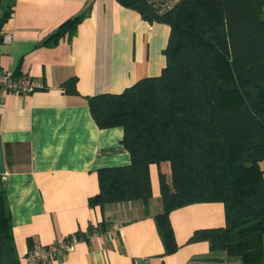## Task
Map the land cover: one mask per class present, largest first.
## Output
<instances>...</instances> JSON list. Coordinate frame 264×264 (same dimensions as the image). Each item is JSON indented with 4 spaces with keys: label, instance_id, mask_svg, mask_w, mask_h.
<instances>
[{
    "label": "crops",
    "instance_id": "0c3cea01",
    "mask_svg": "<svg viewBox=\"0 0 264 264\" xmlns=\"http://www.w3.org/2000/svg\"><path fill=\"white\" fill-rule=\"evenodd\" d=\"M79 15L85 17L72 36L49 41ZM170 36V25L119 0H0V71L44 86L30 94L0 88V190L11 227V239L0 232V264H30L31 248L76 234L84 238L75 250L50 264L237 263L213 253L208 240H192L197 232L226 227L222 202L194 200L173 210L177 249L168 253L156 220L164 212L161 171L175 192L168 161L149 165L147 203L90 205L100 194V171L131 167L133 157L125 129L101 128L89 99L160 77ZM186 141L180 142L184 152ZM260 167L264 172V160ZM100 223H109L107 231L87 240L90 226Z\"/></svg>",
    "mask_w": 264,
    "mask_h": 264
},
{
    "label": "trees",
    "instance_id": "16d2710c",
    "mask_svg": "<svg viewBox=\"0 0 264 264\" xmlns=\"http://www.w3.org/2000/svg\"><path fill=\"white\" fill-rule=\"evenodd\" d=\"M119 1L170 25L167 66L160 77L142 80L121 95L89 99L101 128L125 129L124 145L133 157L131 167L100 171V194L90 205L147 203L148 167L168 161L175 192L161 171L164 212L156 217L168 253L177 249L169 218L173 210L194 200L222 202L226 227L197 232L192 240H208L213 253L222 252L236 264H264V0ZM84 17L66 21L49 41L72 36ZM186 42L197 46L195 53L209 49L205 63L199 62L201 55L182 63ZM181 64L196 68L184 70L189 83L176 85ZM144 98L149 105L142 108ZM179 132L190 136L186 152L169 148L180 144L170 136ZM4 195L1 189L0 232L11 239ZM108 224L90 226L86 239L106 232ZM68 238L77 242L84 235Z\"/></svg>",
    "mask_w": 264,
    "mask_h": 264
},
{
    "label": "built area",
    "instance_id": "2783aa9c",
    "mask_svg": "<svg viewBox=\"0 0 264 264\" xmlns=\"http://www.w3.org/2000/svg\"><path fill=\"white\" fill-rule=\"evenodd\" d=\"M168 7L170 8V5ZM43 87V84L32 78L25 76L16 78L7 71H0V88L7 91L30 94ZM97 235L95 233L93 237ZM76 243L75 240L65 238L61 243L53 246H36L29 251L27 260L30 264H50L61 261L62 258L75 250Z\"/></svg>",
    "mask_w": 264,
    "mask_h": 264
},
{
    "label": "rangeland",
    "instance_id": "374dc122",
    "mask_svg": "<svg viewBox=\"0 0 264 264\" xmlns=\"http://www.w3.org/2000/svg\"><path fill=\"white\" fill-rule=\"evenodd\" d=\"M183 48V49H182ZM182 48H181V53H180V57L182 58V59H187L186 61H184V62H182V63H186L187 61H189V59L188 58H192V56L193 57H195V56H197V55H201V58L202 59H200V61L199 62H202V63H205L206 62V60H207V58H209V52L207 51V50H209L208 48H204V50H199V51H197L196 53H195V51H192V50H194L195 48H197V46L196 45H192V44H190V43H185L183 46H182ZM201 49V48H200ZM195 53V54H194ZM194 54V55H193ZM181 67H179V68H181L180 69V71L178 72H176L175 73V76H174V79H175V82H174V84H176L177 85V83H183V84H187V83H189V81H190V77H186L185 76V74H184V70H189V68H196L194 65H191V64H189V65H187L186 67H189V68H186V69H183V65L181 64L180 65ZM197 67H198V65H197ZM201 72H202V70H201ZM141 107L142 108H144V107H147L149 104L148 103H146V100H145V98L144 99H142V101H141ZM181 132H179V133H176V135H174V134H171L170 136H171V141L173 142L174 140H177L179 143L181 142V139H183V138H180L179 137V134H180ZM183 134H185V137H184V139L185 138H189L190 136H189V134H187L186 132H182V135ZM175 136V137H174ZM183 139V140H184ZM169 148H172L171 150H175L176 152H181V150H180V144L178 145V146H176V147H173V145L171 144L170 146H169Z\"/></svg>",
    "mask_w": 264,
    "mask_h": 264
},
{
    "label": "water",
    "instance_id": "95a60500",
    "mask_svg": "<svg viewBox=\"0 0 264 264\" xmlns=\"http://www.w3.org/2000/svg\"><path fill=\"white\" fill-rule=\"evenodd\" d=\"M0 167H1V172H5V168H4V161H3V156H2V147H1V143H0Z\"/></svg>",
    "mask_w": 264,
    "mask_h": 264
}]
</instances>
